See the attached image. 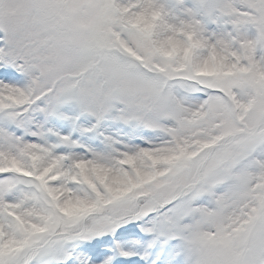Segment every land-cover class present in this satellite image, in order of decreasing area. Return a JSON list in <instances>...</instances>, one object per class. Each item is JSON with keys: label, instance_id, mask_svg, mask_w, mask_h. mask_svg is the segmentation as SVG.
<instances>
[{"label": "snow or ice", "instance_id": "snow-or-ice-1", "mask_svg": "<svg viewBox=\"0 0 264 264\" xmlns=\"http://www.w3.org/2000/svg\"><path fill=\"white\" fill-rule=\"evenodd\" d=\"M0 264H264V0H0Z\"/></svg>", "mask_w": 264, "mask_h": 264}]
</instances>
